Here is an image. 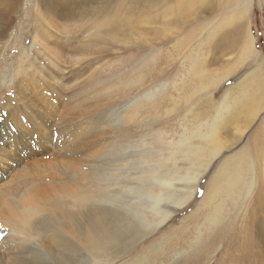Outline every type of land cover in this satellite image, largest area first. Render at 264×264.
Here are the masks:
<instances>
[{"label": "rangeland", "instance_id": "rangeland-1", "mask_svg": "<svg viewBox=\"0 0 264 264\" xmlns=\"http://www.w3.org/2000/svg\"><path fill=\"white\" fill-rule=\"evenodd\" d=\"M179 2L158 0L157 5L149 8L142 0L20 1L8 37L0 41V138L7 132L16 134L9 119L12 116H23L19 123L24 133L46 136L40 138L43 141L40 145H30L40 154L25 159L23 167L30 171L38 168L45 173L59 171L54 174L67 180L66 171L57 166L66 161L64 152H57L61 148L71 149V153L78 154L77 163L78 160L86 163L85 175L101 179L99 186H106L108 181L104 180L123 171L125 162L129 165V161L135 160L133 153L142 148L141 135L154 129L158 132L162 129L161 122H169L162 124L166 128L177 127L173 116H165L160 124L149 127L146 119L150 111L141 106L143 94L162 91L165 98L174 86H182L188 102L183 112L180 109V118L187 120L188 116L210 114L206 102L222 103L227 90L247 74V62L242 59L238 63L239 55L234 52L211 51L208 44L218 41L219 36L213 38L211 33L222 17L233 14L235 4L216 1L211 11L204 8L197 16L194 13L183 18L177 11ZM245 24L251 41L255 42L264 79V0H250ZM195 61L200 66L204 62V74L210 76L203 89L189 75ZM239 90L233 89L225 102L229 103ZM171 97L178 99L177 94ZM180 103L178 108L182 107ZM260 103L254 124L232 149H225L210 165L191 202L181 210L170 208L174 215L144 242L122 236L111 249L116 251L110 260L112 264H163L158 260L163 251L166 254L167 242H174L175 246L186 231L195 229L193 225L198 220L193 212L204 196L212 194L222 162L240 150L256 131L262 140L259 163L264 164V94ZM159 115L164 116L160 112ZM151 116L148 120L155 118ZM237 125L246 128L248 123ZM178 133L179 130H168L167 138ZM131 169L135 173L136 169ZM11 171L1 174L0 190L4 189L1 185H12ZM55 194H47L45 198L53 201ZM4 199V195L0 196V202ZM260 215L257 223L264 228V215ZM220 248L217 246L216 253H220Z\"/></svg>", "mask_w": 264, "mask_h": 264}, {"label": "bare ground", "instance_id": "bare-ground-1", "mask_svg": "<svg viewBox=\"0 0 264 264\" xmlns=\"http://www.w3.org/2000/svg\"><path fill=\"white\" fill-rule=\"evenodd\" d=\"M20 1L0 0V41L8 37ZM157 1L142 0L149 8L157 5ZM216 1L223 0H180L177 11L183 18L194 13L197 16L204 8L211 11ZM228 2H234V12L220 19L211 33L219 39L208 46L211 51L220 49L225 54H238V63L242 59L247 62V74L227 90L222 103L206 102L210 114L188 116L189 120L180 118V109L183 112L188 102L182 86H174L165 98L162 91L143 94L142 108L146 106L151 117L155 116L150 120V115L145 118L149 127L165 116H173L177 127L166 128L162 124L169 122H161L162 129L158 132L154 129L141 135L142 148L133 153L135 160L129 161V165L125 162L123 171L104 180L108 181L106 186H99L101 179L85 175L86 163L80 160L77 163L78 154L71 153V149L61 148L57 152H64L66 161L57 166L66 171L67 180L54 174L59 171L45 173L38 168L30 171L23 167L25 159L40 154L30 145H40L43 142L40 138L46 136L24 133L19 123L23 116L9 118L16 134L7 132L0 138V176L9 170L14 175H10L12 185H1L4 189L0 190V196L6 197L0 202V264H112L110 260L116 251L111 249L122 236H132L140 243L174 215L170 210L184 209L191 202L199 180L210 165L225 149L237 144L254 124L264 94L258 52L245 24L250 0ZM203 63L200 66L195 61L189 71L202 89L210 77L204 74ZM238 88L237 96L226 103L231 91ZM172 94H177L178 99L174 100ZM178 102L182 103L181 108ZM238 122L248 125L241 127ZM168 130L179 133L168 139ZM258 134L259 131L254 132L240 150L222 162L212 194L202 196L200 206L193 212L198 220L193 225L195 229L184 233L186 242L182 239L172 246L174 242L168 241L166 254L163 251L158 262L264 264V228L257 223L260 214L264 215V164L259 163L262 140ZM131 168L136 169L135 173H131ZM118 179L122 181L116 182ZM119 186L124 189L117 191ZM55 192L53 201L45 198ZM128 194L133 196L128 198ZM217 246L222 247L220 253H216Z\"/></svg>", "mask_w": 264, "mask_h": 264}]
</instances>
